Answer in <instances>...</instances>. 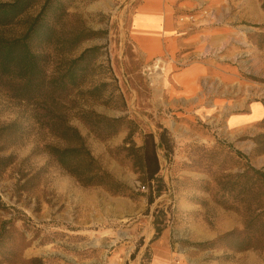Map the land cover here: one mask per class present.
<instances>
[{"label":"rangeland","instance_id":"374dc122","mask_svg":"<svg viewBox=\"0 0 264 264\" xmlns=\"http://www.w3.org/2000/svg\"><path fill=\"white\" fill-rule=\"evenodd\" d=\"M97 2L102 0H73L67 24L100 32L96 38L83 42L75 54L85 48L103 46L125 107L121 110V103L114 98L111 105L117 108L95 106L94 109L110 117L127 114L142 131L151 127L157 134L161 124L136 105V92L146 89L144 80L138 77L131 83L124 69L130 46L127 26L133 3L108 0L104 6L97 7ZM230 5L226 10L220 6L215 9L199 6L196 12H188V18L200 22L216 15L237 13L231 22L240 31H233L226 44H215L213 59L238 71L246 88H251L252 98L264 101V0H240L238 5L232 2ZM198 13L201 15L196 16ZM20 29L17 26L10 31L16 33ZM155 67L150 70V86H157L155 82L160 79V66ZM94 74L96 81L104 77L113 84L109 91L114 88L104 65L96 68ZM116 94L117 91L114 97ZM145 117L150 118L151 126ZM12 122L26 133L15 143L7 136H0V224L8 222L7 240L19 247L13 264H28L35 257L41 258L43 264H122L120 258L127 253L125 247L134 241L138 246L140 235L152 226L155 235L169 228L174 251H207L215 260L220 258L233 264L243 259L222 244L208 242L243 227L241 214L227 208H240V205L221 187L241 183L239 176L246 164L264 170V154L257 151L254 141L257 135L264 134V128L253 137L231 139L224 134L221 120L181 124L175 136L170 132L173 153L168 156L163 153V158L160 154L162 167L153 184L154 203L148 207L146 197L137 194L143 190L139 175L131 170L123 152H115L123 144L125 131L100 142L79 121L72 120L93 155L109 173L133 190V197L113 195L100 187L80 186L44 152V143L58 142L45 130L35 127L25 107L0 87V128ZM135 141L140 143V137L136 136ZM222 201L226 204H221ZM202 244H207L208 249H202L206 247ZM119 251L120 256L117 254L119 258L115 259ZM250 251L253 264H264V249Z\"/></svg>","mask_w":264,"mask_h":264},{"label":"trees","instance_id":"16d2710c","mask_svg":"<svg viewBox=\"0 0 264 264\" xmlns=\"http://www.w3.org/2000/svg\"><path fill=\"white\" fill-rule=\"evenodd\" d=\"M72 1L0 2V87L25 107L35 127L45 130L58 142L44 143V152L84 188L100 187L113 195L129 197L134 194L129 186L101 165L72 120L79 121L100 142L125 131L123 144L115 152H123L131 170L139 175L140 188L145 191L139 190L137 194L145 196L150 207L154 203L153 184L161 169L158 150H162L165 156L173 153L172 134L160 127L155 136L151 131H142L127 114L110 117L94 109L95 106L117 108L111 105L116 98L124 110L125 101L115 86L117 79L103 46L85 48L75 54L83 42L96 38L100 32L83 25L68 26V9ZM36 8L38 10L31 13ZM17 26L21 27L18 32L10 31ZM103 65L114 83L111 91L108 88L113 84L104 77L99 81L93 79L95 69ZM259 127L264 128V118ZM25 134L16 122L0 128V136H7L14 143ZM136 136L140 137V143L135 141ZM254 141L257 151L264 154V134L257 135ZM239 177L241 183L224 184L221 189L240 205V208H227L241 214L243 227L218 236L208 244H222L234 253L263 250L264 170L246 164ZM7 223L0 224V264H13L18 257L19 247L8 242L5 235ZM202 245L206 246L202 249H208L207 244ZM137 250L130 254L131 259ZM28 264H43V261L35 257Z\"/></svg>","mask_w":264,"mask_h":264},{"label":"crops","instance_id":"0c3cea01","mask_svg":"<svg viewBox=\"0 0 264 264\" xmlns=\"http://www.w3.org/2000/svg\"><path fill=\"white\" fill-rule=\"evenodd\" d=\"M107 2H97V7ZM129 2L133 3L127 26L130 46L124 58V69L131 83L138 77L144 80L146 89L138 90L135 95L138 110L141 108L152 114L155 121L173 136L181 124L187 125L192 121L218 123L221 120L224 134L231 139L253 137L260 131L264 102L252 98L251 88H246L238 71L213 59L215 44H226L233 31H240L231 22L237 18V13L216 15L200 22L188 18V12H196L199 6L206 5L209 9L220 6L226 10V6L231 8V2L238 5L240 0ZM200 15L198 13L196 16ZM159 58L163 61L158 63L162 67V76L155 82L157 86H150V70L157 65ZM147 119L146 122L151 126L150 118ZM143 131H151L156 136L155 129L151 127ZM160 154L163 158V151L159 149V162ZM139 239L138 246L134 241L130 247H125L127 253H123L120 258L122 264H233L229 260H215L207 251H174L169 228H163L155 235L154 227H147ZM136 248L135 257L131 259L130 254ZM117 254L120 256V251L116 253L115 259L119 258ZM240 255L243 259L234 264H253L254 256L250 250L236 254L237 257Z\"/></svg>","mask_w":264,"mask_h":264},{"label":"bare ground","instance_id":"6f19581e","mask_svg":"<svg viewBox=\"0 0 264 264\" xmlns=\"http://www.w3.org/2000/svg\"><path fill=\"white\" fill-rule=\"evenodd\" d=\"M161 62H163V61H162V59L159 58V59H157V62L156 63L158 65V63H161ZM157 65H155V66L158 67ZM160 69H162V67H160ZM158 76H162V72L161 71L159 72V75Z\"/></svg>","mask_w":264,"mask_h":264}]
</instances>
